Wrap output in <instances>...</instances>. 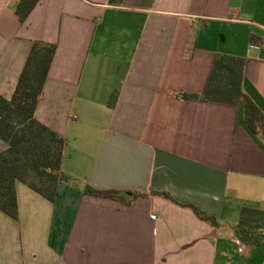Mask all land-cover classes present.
Instances as JSON below:
<instances>
[{
	"label": "crops",
	"instance_id": "0c3cea01",
	"mask_svg": "<svg viewBox=\"0 0 264 264\" xmlns=\"http://www.w3.org/2000/svg\"><path fill=\"white\" fill-rule=\"evenodd\" d=\"M19 2L0 0V93L12 97L34 41L56 44L35 117L65 138L72 179L54 201L17 181L0 264H264V240L236 231L244 206L264 209V134L242 104L180 96L231 54L264 114V0H38L23 21Z\"/></svg>",
	"mask_w": 264,
	"mask_h": 264
},
{
	"label": "trees",
	"instance_id": "16d2710c",
	"mask_svg": "<svg viewBox=\"0 0 264 264\" xmlns=\"http://www.w3.org/2000/svg\"><path fill=\"white\" fill-rule=\"evenodd\" d=\"M38 0H20L16 13L23 21ZM120 4L122 0H109ZM56 51V44L34 41L11 98L0 93V138L8 148L0 150V210L18 221L17 181L27 183L34 190L54 201L60 181L70 175L61 167L65 138L35 117L44 85ZM245 59L231 54H218L212 72L201 93H182L186 99L223 104H242L248 126L259 128L264 134V114L244 92ZM117 100L112 92L109 104ZM86 194L120 199L118 190L97 189L85 185ZM202 220L217 225L214 217L191 205ZM238 237L248 245L264 240V209L244 206L236 226Z\"/></svg>",
	"mask_w": 264,
	"mask_h": 264
},
{
	"label": "built area",
	"instance_id": "2783aa9c",
	"mask_svg": "<svg viewBox=\"0 0 264 264\" xmlns=\"http://www.w3.org/2000/svg\"><path fill=\"white\" fill-rule=\"evenodd\" d=\"M263 29H264V27H263ZM262 43H263V45H264V41H263ZM151 217H152V218H155L156 216H155V215H151Z\"/></svg>",
	"mask_w": 264,
	"mask_h": 264
}]
</instances>
